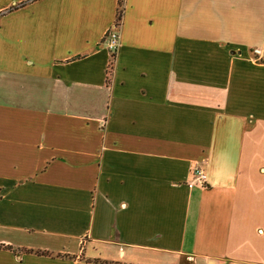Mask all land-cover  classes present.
Returning <instances> with one entry per match:
<instances>
[{
    "label": "crops",
    "instance_id": "obj_1",
    "mask_svg": "<svg viewBox=\"0 0 264 264\" xmlns=\"http://www.w3.org/2000/svg\"><path fill=\"white\" fill-rule=\"evenodd\" d=\"M118 1L0 0V264H264V0Z\"/></svg>",
    "mask_w": 264,
    "mask_h": 264
},
{
    "label": "built area",
    "instance_id": "obj_2",
    "mask_svg": "<svg viewBox=\"0 0 264 264\" xmlns=\"http://www.w3.org/2000/svg\"><path fill=\"white\" fill-rule=\"evenodd\" d=\"M116 27V25H114ZM115 29V28H114ZM106 46L111 54L115 53L119 47V39L116 32L109 31L104 37ZM196 180L200 185H204L206 182V176L201 170H195Z\"/></svg>",
    "mask_w": 264,
    "mask_h": 264
},
{
    "label": "trees",
    "instance_id": "obj_3",
    "mask_svg": "<svg viewBox=\"0 0 264 264\" xmlns=\"http://www.w3.org/2000/svg\"><path fill=\"white\" fill-rule=\"evenodd\" d=\"M122 4H123V0H119L118 1V8H117V19L121 18V14H122Z\"/></svg>",
    "mask_w": 264,
    "mask_h": 264
},
{
    "label": "rangeland",
    "instance_id": "obj_4",
    "mask_svg": "<svg viewBox=\"0 0 264 264\" xmlns=\"http://www.w3.org/2000/svg\"><path fill=\"white\" fill-rule=\"evenodd\" d=\"M115 25H116V27H118V25H119V19H117L116 21H115ZM115 27V28H116ZM111 72V66L109 65V69L107 70V73L109 74ZM196 170H199V169H196Z\"/></svg>",
    "mask_w": 264,
    "mask_h": 264
}]
</instances>
